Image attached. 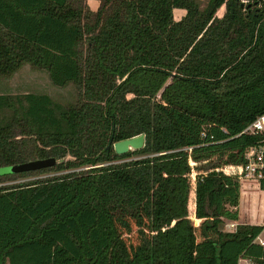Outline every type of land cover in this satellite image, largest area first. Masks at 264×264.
I'll use <instances>...</instances> for the list:
<instances>
[{"label": "trees", "instance_id": "16d2710c", "mask_svg": "<svg viewBox=\"0 0 264 264\" xmlns=\"http://www.w3.org/2000/svg\"><path fill=\"white\" fill-rule=\"evenodd\" d=\"M24 62L76 100L0 93V166L53 159L0 180L91 166L0 185V264H264L263 183L215 169L264 111V0H0V75Z\"/></svg>", "mask_w": 264, "mask_h": 264}, {"label": "rangeland", "instance_id": "374dc122", "mask_svg": "<svg viewBox=\"0 0 264 264\" xmlns=\"http://www.w3.org/2000/svg\"><path fill=\"white\" fill-rule=\"evenodd\" d=\"M199 4V7H203L206 3V0H196ZM243 3L246 1L252 2V0H242ZM85 4L90 9H95L98 4V0H85ZM223 10V4L215 10V15H221ZM183 13V9L181 8H173L172 15L175 19H177ZM24 92H39V93H46L48 94L51 99L57 103L65 104L74 102L76 100V89L72 83H67L63 86L54 85L48 75L47 72L40 68H35L31 66L28 62L22 63L18 68H16L13 72L8 75H0V93H7V94H19ZM8 114V110L3 108L0 110V118L5 117ZM142 155L139 154H131L129 157L123 158L124 160L130 158L140 157ZM123 159H115L108 162L97 163L98 164H106L110 162H118L122 161ZM188 163L191 166L190 171V178L191 180L194 179L195 174L198 172V167L203 165V161H192L188 158ZM197 165V168L195 167ZM91 165H81L76 166L73 168L63 169V170H53L48 169L45 171H38L33 170L28 173L20 174L15 173V175L11 174L8 177H4L0 180V185H13L19 182L27 181V180H34L39 179L42 177H47L51 175H57L60 173L68 172V171H78L81 169H85ZM193 167V168H192ZM188 217L193 224H197L199 220H197L193 215V205L189 206ZM226 223V222H225ZM222 225L223 230H229L230 227L226 224ZM263 231H261L257 237L255 238L256 241L259 242V238L262 237ZM239 264H249L250 261L244 257L238 259ZM6 264V263H5Z\"/></svg>", "mask_w": 264, "mask_h": 264}, {"label": "built area", "instance_id": "2783aa9c", "mask_svg": "<svg viewBox=\"0 0 264 264\" xmlns=\"http://www.w3.org/2000/svg\"><path fill=\"white\" fill-rule=\"evenodd\" d=\"M240 133L252 137L251 142L243 148L242 160L225 163L215 169L235 179L256 178L261 180L264 185V111L256 114L235 135ZM225 224L230 227L229 230H233L235 227L233 221H228ZM258 239L262 243V238L258 237Z\"/></svg>", "mask_w": 264, "mask_h": 264}, {"label": "water", "instance_id": "95a60500", "mask_svg": "<svg viewBox=\"0 0 264 264\" xmlns=\"http://www.w3.org/2000/svg\"><path fill=\"white\" fill-rule=\"evenodd\" d=\"M144 134L138 133L129 137L121 138L114 141H109L106 147H112L115 153H123L127 150L138 149L143 146ZM53 162V159L50 157L45 158H35L27 161L13 163L9 165L0 166V174L12 173L17 171H25L36 169L44 166H48Z\"/></svg>", "mask_w": 264, "mask_h": 264}]
</instances>
